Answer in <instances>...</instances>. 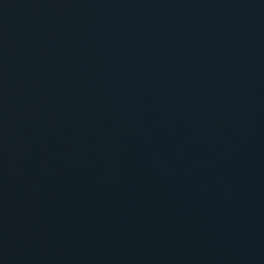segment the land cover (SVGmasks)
Here are the masks:
<instances>
[{
	"label": "water",
	"instance_id": "water-1",
	"mask_svg": "<svg viewBox=\"0 0 264 264\" xmlns=\"http://www.w3.org/2000/svg\"><path fill=\"white\" fill-rule=\"evenodd\" d=\"M0 264H264V0H0Z\"/></svg>",
	"mask_w": 264,
	"mask_h": 264
}]
</instances>
